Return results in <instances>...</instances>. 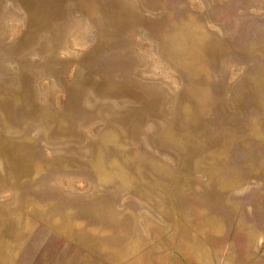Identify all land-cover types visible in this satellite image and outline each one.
Segmentation results:
<instances>
[{"label":"rangeland","instance_id":"1","mask_svg":"<svg viewBox=\"0 0 264 264\" xmlns=\"http://www.w3.org/2000/svg\"><path fill=\"white\" fill-rule=\"evenodd\" d=\"M0 264H264V0H0Z\"/></svg>","mask_w":264,"mask_h":264}]
</instances>
